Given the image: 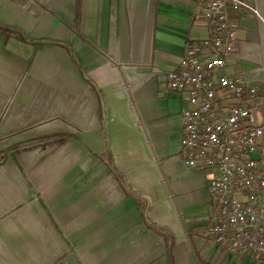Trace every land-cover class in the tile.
Returning <instances> with one entry per match:
<instances>
[{
	"label": "rangeland",
	"instance_id": "obj_1",
	"mask_svg": "<svg viewBox=\"0 0 264 264\" xmlns=\"http://www.w3.org/2000/svg\"><path fill=\"white\" fill-rule=\"evenodd\" d=\"M77 12L69 18L57 11L35 14L57 19L50 37L13 28L15 38L27 40L24 56L7 49L0 35V264H152L159 254L137 203L131 207L111 170L119 156L110 148L129 138L127 113L113 101V110L105 105L102 128L88 129L99 115L94 85L59 44L75 45L77 55ZM153 202L144 198L146 206ZM156 208L147 210L154 227L167 230L166 223L184 219ZM196 262L215 264L201 255Z\"/></svg>",
	"mask_w": 264,
	"mask_h": 264
},
{
	"label": "crops",
	"instance_id": "obj_2",
	"mask_svg": "<svg viewBox=\"0 0 264 264\" xmlns=\"http://www.w3.org/2000/svg\"><path fill=\"white\" fill-rule=\"evenodd\" d=\"M43 1L30 2L27 8L28 0H0V28L25 29L34 38L50 37L57 19L54 15L36 19L35 14L57 11L69 18L74 10H80L81 45L77 55L75 45L72 53L80 62L76 66L82 75L88 73L85 77L94 85L99 106V115L93 117L88 129L102 128L105 105L111 111L115 101L122 103L129 120L124 122L129 138L118 150L110 148L119 156L111 170L131 207L137 203L143 226L154 235L148 242L158 245L159 254L152 264H199L198 255L215 264H264L262 259L236 260L217 249L211 235L217 210L209 188L210 175L186 167L180 152L183 97L169 90L166 73L185 65L189 45L212 39L207 6L197 5L195 0ZM92 9L94 20H89ZM233 16L240 28L234 42L236 54L227 60L226 70H246L264 82V22L245 10ZM0 35L7 49L24 56L28 43ZM246 63L250 66L242 68ZM67 78L78 84L73 77ZM110 135L112 140L113 129ZM116 165L124 174L116 172ZM146 197H153L154 202L144 205ZM153 207H157L155 212L173 213L174 218L176 212L182 213L184 219L181 224L166 223L167 230L154 227L147 216ZM158 237L163 244L156 241Z\"/></svg>",
	"mask_w": 264,
	"mask_h": 264
},
{
	"label": "built area",
	"instance_id": "obj_3",
	"mask_svg": "<svg viewBox=\"0 0 264 264\" xmlns=\"http://www.w3.org/2000/svg\"><path fill=\"white\" fill-rule=\"evenodd\" d=\"M195 1L207 6L213 37L189 45L185 65L166 73L169 90L183 97L180 152L186 167L210 175L217 249L264 260V82L226 70L240 28L233 14L264 22V0Z\"/></svg>",
	"mask_w": 264,
	"mask_h": 264
},
{
	"label": "trees",
	"instance_id": "obj_4",
	"mask_svg": "<svg viewBox=\"0 0 264 264\" xmlns=\"http://www.w3.org/2000/svg\"><path fill=\"white\" fill-rule=\"evenodd\" d=\"M79 9H78V15L77 16H79ZM77 21H78V19H77ZM3 32H5L6 33V35H7V38H9V37H15L16 36V34H13V31H14V29L12 28V27H5V28H0ZM17 39H19V40H22V41H27L25 38H23V37H19V38H17ZM61 46H63L64 48H66V50L69 52V53H71V55H72V58H73V61L75 62V63H78V61H77V59H76V57H75V55H74V53H72V49H71V47L70 46H65L64 44H61V43H59ZM79 64V63H78ZM213 223V222H212ZM172 255V250L171 249H168V256H171Z\"/></svg>",
	"mask_w": 264,
	"mask_h": 264
}]
</instances>
